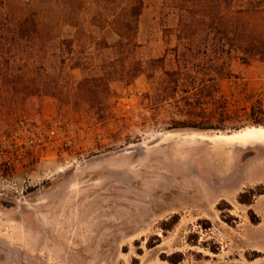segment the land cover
Masks as SVG:
<instances>
[{
  "label": "rangeland",
  "instance_id": "obj_1",
  "mask_svg": "<svg viewBox=\"0 0 264 264\" xmlns=\"http://www.w3.org/2000/svg\"><path fill=\"white\" fill-rule=\"evenodd\" d=\"M170 5L144 0L130 60L181 69L172 92L158 71L87 96L69 58L60 99L24 90L1 99L14 106L0 113V264H173L176 253L175 264H264V60L233 54L209 98L192 77L217 54L184 49ZM232 5L252 10L250 20L264 11V0ZM2 54L29 63L23 48ZM112 57L104 49L93 60ZM52 61L32 64L43 73L60 65Z\"/></svg>",
  "mask_w": 264,
  "mask_h": 264
},
{
  "label": "trees",
  "instance_id": "obj_2",
  "mask_svg": "<svg viewBox=\"0 0 264 264\" xmlns=\"http://www.w3.org/2000/svg\"><path fill=\"white\" fill-rule=\"evenodd\" d=\"M170 2L178 11L177 38L183 41L184 49L204 54L212 50L217 54L218 63H205L199 70L197 65L196 73L203 69L205 74L192 77L196 80L193 85H206L209 98H214L211 89L216 79L230 74L228 60L233 54L242 63H248L251 58L264 60V16L261 15L264 11L253 9L255 18L250 20L248 12L252 10H234L233 0ZM143 4L144 0H0L1 50L23 48L29 57L24 68L15 66L11 57L0 56V113L14 106L1 99L16 96L23 90L30 97L44 94L60 99L63 89L58 77L69 58H75V65L84 72L75 90L87 96L107 94L108 85L140 73H147L153 79L158 71L161 73L159 85H164L162 91L175 90L184 74L181 69H166L165 59L161 57L130 60L140 46L137 36ZM97 29L104 32L100 39L94 36ZM78 40L82 41L81 46L76 44ZM104 49H109L113 57L96 63L93 59ZM77 51L80 55L75 57ZM42 54L60 65L41 73V67L32 63ZM91 106L100 108L102 104ZM245 196L246 193H241L238 200L250 204L249 199H243ZM178 220V215H174L171 226ZM208 248L216 252L215 248ZM176 254L178 259L168 257L173 264L183 256Z\"/></svg>",
  "mask_w": 264,
  "mask_h": 264
}]
</instances>
